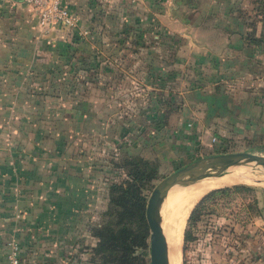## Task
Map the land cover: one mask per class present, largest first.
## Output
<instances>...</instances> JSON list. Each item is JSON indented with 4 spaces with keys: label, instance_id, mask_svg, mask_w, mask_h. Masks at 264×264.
I'll return each mask as SVG.
<instances>
[{
    "label": "crops",
    "instance_id": "crops-1",
    "mask_svg": "<svg viewBox=\"0 0 264 264\" xmlns=\"http://www.w3.org/2000/svg\"><path fill=\"white\" fill-rule=\"evenodd\" d=\"M64 2L74 30L0 0V264L10 239L18 264H80L112 154L264 145V0Z\"/></svg>",
    "mask_w": 264,
    "mask_h": 264
},
{
    "label": "rangeland",
    "instance_id": "rangeland-1",
    "mask_svg": "<svg viewBox=\"0 0 264 264\" xmlns=\"http://www.w3.org/2000/svg\"><path fill=\"white\" fill-rule=\"evenodd\" d=\"M213 142L215 140L211 138L212 146L208 154L237 150L264 154V145H254L243 139L227 138L224 142L214 144ZM194 158L196 156L188 160L163 162L160 168L158 167L160 171L157 178L149 188L144 189L145 201L159 178ZM239 162L249 170L248 175L256 176V178L251 180L252 182L228 181V184L224 186L243 184L244 187L224 193L215 192L203 202L199 214L195 213L190 220L189 236L184 242L181 239V264H264V169L246 166L244 165L246 161L243 160ZM101 172L103 171L100 170L97 173L101 176L103 175ZM118 174L122 175L121 172ZM118 174L115 172L113 175L118 176ZM103 181L102 176L96 184L97 196L94 201L97 212L90 214L92 215L91 223L100 219L98 211L105 205L106 188L105 191L101 188ZM203 194L194 201L189 212ZM186 226L187 217L182 232ZM90 246L89 244L80 245L88 251ZM140 251L141 249L136 250V253L142 256L139 264H149L148 236L145 252L141 254Z\"/></svg>",
    "mask_w": 264,
    "mask_h": 264
},
{
    "label": "trees",
    "instance_id": "trees-1",
    "mask_svg": "<svg viewBox=\"0 0 264 264\" xmlns=\"http://www.w3.org/2000/svg\"><path fill=\"white\" fill-rule=\"evenodd\" d=\"M109 163L112 170H118L122 175H113L111 180H107L105 205L99 212L100 219L89 226V233L95 237V241L89 248L90 252L85 250L89 254L79 259L80 264H139L142 256L136 250L141 249V254L145 252L148 236L144 189L149 188L157 178L160 166L156 160L142 155L112 154L106 163L97 162L96 167L104 170ZM240 187L244 185L221 186L204 193L187 216V226L182 232L183 242L190 234V220L195 213L199 214L208 197L215 192L224 193Z\"/></svg>",
    "mask_w": 264,
    "mask_h": 264
},
{
    "label": "bare ground",
    "instance_id": "bare-ground-1",
    "mask_svg": "<svg viewBox=\"0 0 264 264\" xmlns=\"http://www.w3.org/2000/svg\"><path fill=\"white\" fill-rule=\"evenodd\" d=\"M246 166L264 169L253 159L242 158ZM240 160L223 168L219 165L208 168L199 176L185 177L184 180L173 184L161 198L156 215L165 238L168 264H181L182 228L194 201L204 192L228 184V181L241 180L252 182L256 176L248 175L249 171L240 164ZM178 186V187H176ZM180 186V187H179Z\"/></svg>",
    "mask_w": 264,
    "mask_h": 264
},
{
    "label": "water",
    "instance_id": "water-1",
    "mask_svg": "<svg viewBox=\"0 0 264 264\" xmlns=\"http://www.w3.org/2000/svg\"><path fill=\"white\" fill-rule=\"evenodd\" d=\"M242 158L253 159L264 168V154L247 150L225 151L198 156L165 174L153 185L145 201V220L148 226L149 264H168L165 238L156 215L157 206L173 184L182 181L188 175L199 176L215 165L221 168Z\"/></svg>",
    "mask_w": 264,
    "mask_h": 264
},
{
    "label": "built area",
    "instance_id": "built-area-1",
    "mask_svg": "<svg viewBox=\"0 0 264 264\" xmlns=\"http://www.w3.org/2000/svg\"><path fill=\"white\" fill-rule=\"evenodd\" d=\"M36 14L38 23L43 26L60 25L68 29H76L77 14L70 10L64 0H21ZM135 1V0H131ZM78 34L84 35L86 29H77ZM212 140L214 139L211 137ZM19 245L14 239L7 241L4 264H18Z\"/></svg>",
    "mask_w": 264,
    "mask_h": 264
}]
</instances>
